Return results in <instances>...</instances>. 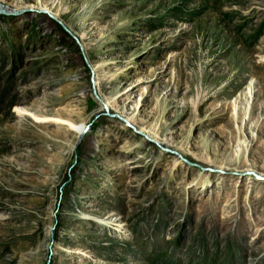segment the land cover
<instances>
[{
    "label": "rangeland",
    "instance_id": "rangeland-1",
    "mask_svg": "<svg viewBox=\"0 0 264 264\" xmlns=\"http://www.w3.org/2000/svg\"><path fill=\"white\" fill-rule=\"evenodd\" d=\"M264 264V0H0V264Z\"/></svg>",
    "mask_w": 264,
    "mask_h": 264
},
{
    "label": "trees",
    "instance_id": "trees-1",
    "mask_svg": "<svg viewBox=\"0 0 264 264\" xmlns=\"http://www.w3.org/2000/svg\"><path fill=\"white\" fill-rule=\"evenodd\" d=\"M153 264H174L168 257L164 255L155 254L154 257L151 258Z\"/></svg>",
    "mask_w": 264,
    "mask_h": 264
}]
</instances>
